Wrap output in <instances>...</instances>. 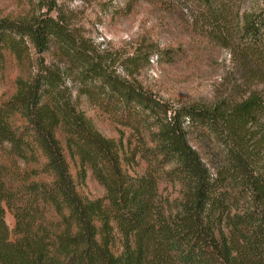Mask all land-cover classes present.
I'll list each match as a JSON object with an SVG mask.
<instances>
[{"label":"trees","instance_id":"16d2710c","mask_svg":"<svg viewBox=\"0 0 264 264\" xmlns=\"http://www.w3.org/2000/svg\"><path fill=\"white\" fill-rule=\"evenodd\" d=\"M193 1L191 29L256 59L261 87L172 106L133 73L180 48L101 50L57 0L0 17V72L18 69L0 100V264H264V13L231 28Z\"/></svg>","mask_w":264,"mask_h":264},{"label":"rangeland","instance_id":"374dc122","mask_svg":"<svg viewBox=\"0 0 264 264\" xmlns=\"http://www.w3.org/2000/svg\"><path fill=\"white\" fill-rule=\"evenodd\" d=\"M57 1L80 18L81 24L101 50L120 56L131 55L140 42L150 43L160 52L167 48H180L182 54L173 61L152 55L148 63L133 73L144 88L172 106L209 104L226 94H240L256 85L261 87L251 72L260 69L256 59L242 58L232 44L225 46L191 29V15L207 12L206 6L197 1L162 0L160 5V0L159 3L155 0H136L131 8L128 6L130 9L125 8L129 0ZM210 1L214 6H220L218 9L223 10L224 21L231 28L242 24L238 16L244 12L264 13L262 0ZM30 2L0 0V17L24 14L29 10ZM17 73L18 69L13 65L0 72V100L12 94ZM118 73L124 75L120 69ZM94 117L103 134L117 136V128L95 114ZM85 192L90 197L103 195L102 187L90 176ZM5 219L12 228L14 222L9 212Z\"/></svg>","mask_w":264,"mask_h":264}]
</instances>
